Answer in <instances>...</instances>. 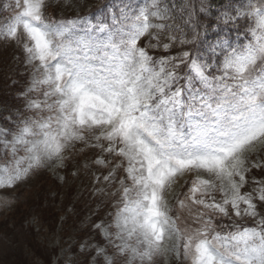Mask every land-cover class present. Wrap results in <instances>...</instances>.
<instances>
[{"label": "snow or ice", "instance_id": "obj_1", "mask_svg": "<svg viewBox=\"0 0 264 264\" xmlns=\"http://www.w3.org/2000/svg\"><path fill=\"white\" fill-rule=\"evenodd\" d=\"M45 3L3 6L13 15L0 38L22 48L33 79L21 93L24 109L0 115V159L10 157L0 164V188L62 159L92 132L95 146L122 161L104 179L126 164L130 183L120 181L110 222L95 225L112 254L94 246L91 264H150L169 253L190 264H264V180L253 177L255 187L242 192L248 173L264 168L252 159L264 151V0H110L95 16L71 18L46 17ZM185 186L176 206L190 214L198 207L195 228H181L168 211L166 196ZM215 216L254 224L218 229Z\"/></svg>", "mask_w": 264, "mask_h": 264}, {"label": "rangeland", "instance_id": "obj_2", "mask_svg": "<svg viewBox=\"0 0 264 264\" xmlns=\"http://www.w3.org/2000/svg\"><path fill=\"white\" fill-rule=\"evenodd\" d=\"M14 2L15 0H0V26L5 25L13 15L11 11L4 10L3 6ZM109 2L110 0H73L71 6L65 7L62 2L57 4L55 0H46L44 14L46 17L56 18L85 16L89 13L95 16L97 9ZM228 3L229 0H225L214 7ZM240 22L243 26L240 28L241 32L246 31V21ZM147 40L148 37H144L141 46ZM179 49L180 46L177 45L168 54L176 55ZM147 50L154 58L164 54L159 49ZM3 55L10 57V65L18 68L16 74L21 82L15 96L25 103L21 93L31 85L33 66L25 63V55L20 46L0 38V57ZM32 97L42 98V95L33 93ZM25 115L32 113L25 112ZM3 126H6V122H0V127ZM100 143L107 146L106 141ZM96 144L94 133L86 132L84 140L73 141L64 149L62 159L46 161L33 168L13 187L0 188V264H91L95 255L94 246L107 247L109 254H112L111 246L95 225L110 222L111 214L116 212L120 199V181L130 182L124 171L126 164L115 168L114 175L108 180L104 179L122 161L121 158L104 152ZM257 156L264 160V151L253 154L252 159L255 160ZM100 158L108 162L107 166L96 163ZM9 159L5 155L0 159V164ZM195 175L196 173L189 174L188 179H193ZM201 175L209 178L206 173ZM253 177L264 180V168H253L248 173L249 183L242 192L251 191L255 187ZM186 191L187 186L166 196L168 211L169 215L180 217L178 223L181 228L185 225L195 228L198 226L194 221L198 207H193L190 214L189 209L180 210L176 206V194ZM214 195L217 200L221 199L219 192ZM258 210L264 215V206L258 205ZM233 221L242 226L254 224V220L247 217H213V224L218 229L220 225H231ZM125 260L126 257H116V264H125ZM145 264L149 262L145 261ZM150 264H190V261L177 260L173 253H169L167 256L154 257Z\"/></svg>", "mask_w": 264, "mask_h": 264}, {"label": "trees", "instance_id": "obj_3", "mask_svg": "<svg viewBox=\"0 0 264 264\" xmlns=\"http://www.w3.org/2000/svg\"><path fill=\"white\" fill-rule=\"evenodd\" d=\"M225 2V0H213L214 6ZM240 28H243L242 22H240ZM241 32V30H240ZM245 31H242L243 33ZM10 57H0V115L8 116L9 114H15L18 110L24 109V102L15 96V91L19 87L21 78L16 74L18 68L10 65ZM14 63V62H12ZM12 77L14 81H12ZM1 123H5L4 120H0ZM83 264V263H72Z\"/></svg>", "mask_w": 264, "mask_h": 264}]
</instances>
